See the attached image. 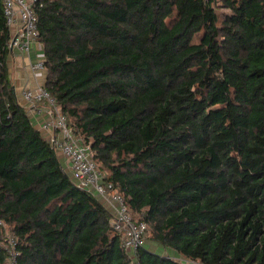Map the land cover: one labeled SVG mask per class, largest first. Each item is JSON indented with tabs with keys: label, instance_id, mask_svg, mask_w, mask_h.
Instances as JSON below:
<instances>
[{
	"label": "trees",
	"instance_id": "1",
	"mask_svg": "<svg viewBox=\"0 0 264 264\" xmlns=\"http://www.w3.org/2000/svg\"><path fill=\"white\" fill-rule=\"evenodd\" d=\"M36 13L69 127L181 257L142 247L140 264H264V0H40ZM10 40L0 0V220L17 264H132L19 103Z\"/></svg>",
	"mask_w": 264,
	"mask_h": 264
},
{
	"label": "built area",
	"instance_id": "2",
	"mask_svg": "<svg viewBox=\"0 0 264 264\" xmlns=\"http://www.w3.org/2000/svg\"><path fill=\"white\" fill-rule=\"evenodd\" d=\"M1 1L11 33L8 48L10 51L19 50L23 55L29 56L35 45H42L38 35L36 13V6L40 0ZM41 55L44 59L32 64V70L37 78L41 75L39 72L45 71L44 52H41ZM16 96L18 101L24 102L22 104L29 117L37 118V130L56 150L62 161L63 170L71 177L75 186L96 198L108 210L111 226L118 234L122 248L132 264H140L138 250L146 247L150 229L148 224L134 219L124 196L111 182L106 181L103 170L94 160L90 145L85 144L82 138L74 134L68 125L67 117L46 88L45 82L41 83L37 79L34 84L27 85ZM0 226L5 227L1 220ZM3 238L7 241L8 264H17L19 252L16 236L11 234Z\"/></svg>",
	"mask_w": 264,
	"mask_h": 264
},
{
	"label": "crops",
	"instance_id": "3",
	"mask_svg": "<svg viewBox=\"0 0 264 264\" xmlns=\"http://www.w3.org/2000/svg\"><path fill=\"white\" fill-rule=\"evenodd\" d=\"M41 52H43V46L40 44L34 46V49L29 56L23 55L19 50H13L10 52L8 58L9 75L17 95L27 85L34 84L37 79L41 83H44L46 81V70L43 72H39L41 75H39L38 78L32 70L33 63L44 59V57L41 55ZM21 101H19V103L23 106L22 103L24 102ZM30 119L37 129V118L33 117ZM179 259H181L180 256Z\"/></svg>",
	"mask_w": 264,
	"mask_h": 264
},
{
	"label": "rangeland",
	"instance_id": "4",
	"mask_svg": "<svg viewBox=\"0 0 264 264\" xmlns=\"http://www.w3.org/2000/svg\"><path fill=\"white\" fill-rule=\"evenodd\" d=\"M102 169V168H101ZM105 175V174H104ZM134 217V216H133ZM134 219L136 221H138V219L136 217H134ZM150 228V227H149ZM3 234L4 236L6 235H11L12 232L11 230L9 229L8 226H6L4 229H3ZM3 234L2 236H0V238H3ZM6 234V235H5ZM146 247L151 249L152 251L160 254V255H163V256H166V257H172V258H175V259H178L179 258V255L174 252L172 249H169V248H164L162 245L154 242L151 238V229H149V232H148V235H147V239H146Z\"/></svg>",
	"mask_w": 264,
	"mask_h": 264
}]
</instances>
